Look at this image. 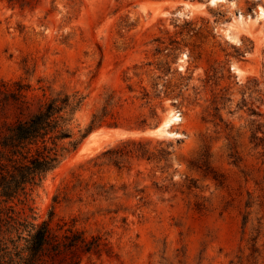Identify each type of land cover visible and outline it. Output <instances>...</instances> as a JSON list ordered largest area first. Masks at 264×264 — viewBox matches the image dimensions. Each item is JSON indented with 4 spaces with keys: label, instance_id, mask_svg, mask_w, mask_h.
Masks as SVG:
<instances>
[{
    "label": "rangeland",
    "instance_id": "374dc122",
    "mask_svg": "<svg viewBox=\"0 0 264 264\" xmlns=\"http://www.w3.org/2000/svg\"><path fill=\"white\" fill-rule=\"evenodd\" d=\"M261 8L264 0H0V82L30 84L34 110L79 92L80 128L111 94L118 117L150 118L152 106L160 115L140 130L95 129L105 130L80 152L92 131L18 207L22 217L53 213L59 233L97 238L81 264H264ZM171 111L180 120L170 134L139 133ZM128 138L152 140L157 158L116 166L103 153Z\"/></svg>",
    "mask_w": 264,
    "mask_h": 264
},
{
    "label": "trees",
    "instance_id": "16d2710c",
    "mask_svg": "<svg viewBox=\"0 0 264 264\" xmlns=\"http://www.w3.org/2000/svg\"><path fill=\"white\" fill-rule=\"evenodd\" d=\"M30 90L31 85L22 81L0 82V264H81L83 255L99 246L97 238L89 239L83 231L74 229L61 234L52 225L53 213L50 219L40 221L36 216L22 217L18 207L29 204L33 194L95 129L109 126L140 130L158 121L160 115L152 106L150 118L133 121L118 117L113 112L116 102L111 94L104 107L93 113L91 123L80 128L77 114L86 96L60 92L34 110ZM142 99H147V104L151 100L148 93ZM151 141L128 138L120 148H110L103 154L119 167L129 158L153 161L157 157L149 148ZM162 158L168 167L169 158Z\"/></svg>",
    "mask_w": 264,
    "mask_h": 264
},
{
    "label": "bare ground",
    "instance_id": "6f19581e",
    "mask_svg": "<svg viewBox=\"0 0 264 264\" xmlns=\"http://www.w3.org/2000/svg\"><path fill=\"white\" fill-rule=\"evenodd\" d=\"M213 2L216 3L217 0H213ZM261 15L262 16L264 15V8H261ZM233 28L234 27L232 26V28H229L228 29V33H229V35L231 37H232ZM169 116L171 117V120L170 121H168V120L165 121V125H167V127H170L171 124H173L174 122L180 120V115L178 113H174L173 111L170 112ZM103 130H105V129L102 128V129H99V130L94 131L88 137V139H86V142L82 145V147L80 149V152H84V151L91 150L92 149V146H91L92 140L93 139H96L99 136V134L102 133ZM113 132L120 133L121 130L117 128V129L113 130ZM139 133L140 134H145V135H162L164 133L170 134L168 132L163 131L162 129H160L158 131H151V130H149V131H146V132H139ZM81 155H79V156H81ZM77 157H78V155H77Z\"/></svg>",
    "mask_w": 264,
    "mask_h": 264
},
{
    "label": "water",
    "instance_id": "95a60500",
    "mask_svg": "<svg viewBox=\"0 0 264 264\" xmlns=\"http://www.w3.org/2000/svg\"><path fill=\"white\" fill-rule=\"evenodd\" d=\"M213 4H214L213 0H209V5L212 6ZM188 10H189V7L184 6L179 12L184 13V12H188ZM166 120L170 121L171 117L168 115L160 125L155 126V127L151 128L150 130L151 131H158V130L162 129L163 131L169 133L170 132L169 127H167V125H165Z\"/></svg>",
    "mask_w": 264,
    "mask_h": 264
}]
</instances>
